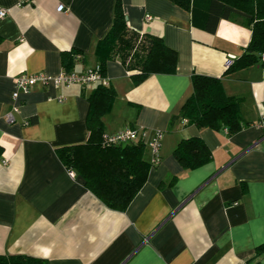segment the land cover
Segmentation results:
<instances>
[{"label":"crops","instance_id":"1","mask_svg":"<svg viewBox=\"0 0 264 264\" xmlns=\"http://www.w3.org/2000/svg\"><path fill=\"white\" fill-rule=\"evenodd\" d=\"M122 5L128 26L160 37L177 53V65L174 74H153L139 84L118 62L106 65L117 97L102 119L104 133L136 129L150 141L162 132L159 164L119 212L104 206L80 176L71 177L55 153L87 141L92 88L35 85L15 102L11 97L16 76L63 71V53H75V73L95 67L114 0H0V255L47 264H244L264 243V63L233 71L225 65L247 52L251 29L222 20L210 34L202 18L193 22L167 0ZM192 75L220 80L251 124L232 136L184 121L169 129L192 94ZM13 104L19 112L8 123ZM191 137L203 140L212 159L185 172L173 151ZM145 159H152L147 148ZM174 176L177 182L159 188ZM254 264H264V255Z\"/></svg>","mask_w":264,"mask_h":264},{"label":"trees","instance_id":"2","mask_svg":"<svg viewBox=\"0 0 264 264\" xmlns=\"http://www.w3.org/2000/svg\"><path fill=\"white\" fill-rule=\"evenodd\" d=\"M167 1L189 12L193 22L202 18L203 28L210 34L215 33L222 20L242 19V23L251 29L247 52L239 60L232 59L225 68L227 71L261 62V55H264V0H241L240 4L226 0ZM95 57L103 77H106L107 63L118 62L131 74L134 84L153 74L172 75L177 65V53L167 47L160 37L139 34L128 26L122 0H114L112 24L98 41ZM74 61V52L63 53L62 70L73 72ZM191 85L192 94L179 114L171 119L169 129L175 122L184 121L198 130H223L232 136L251 124L243 122L241 102L225 94L220 80L192 75ZM116 97L115 90L109 85L97 84L93 87L86 97L87 141L58 147L55 153L65 169L80 176L85 188L104 206L122 212L144 186L150 170L157 165L145 159L147 147L141 139L119 146L103 145L105 133L102 119L110 112ZM1 153L0 147V156ZM173 156L185 172L200 168L212 159L203 140L196 137L181 139ZM177 180L178 176H174L169 182L161 183L159 188L170 187ZM261 255H264V243L256 247L254 257L244 264L256 263ZM0 264H47V261L22 255H0Z\"/></svg>","mask_w":264,"mask_h":264},{"label":"built area","instance_id":"3","mask_svg":"<svg viewBox=\"0 0 264 264\" xmlns=\"http://www.w3.org/2000/svg\"><path fill=\"white\" fill-rule=\"evenodd\" d=\"M58 11H63L64 7L60 5L57 9ZM5 15V11H0V17ZM150 17H147L149 20ZM232 59H228L225 67H227ZM260 63H264V55H261ZM101 84L104 86L108 85V82L105 77H103L99 72V66L86 70L83 73H67L61 71L57 75H50L46 73H37V74H20L14 79V89L12 92V100L15 102L20 94H28L35 85L41 86H53L56 88L59 87H69L72 85H79L84 89H91L95 85ZM19 112V107L15 104L11 106V110L6 114L5 119L8 123H13L15 121L14 114ZM260 125L264 127V121L260 122ZM137 139H141L144 144H146L147 149L150 150L152 159L151 162L155 165L159 164V148L160 142L162 139V132H155L152 140L145 141L144 135L139 134L136 129H125L113 134H105L102 139V143L105 146H119L130 143L131 141H135ZM69 175L73 177L75 174L73 172H69Z\"/></svg>","mask_w":264,"mask_h":264},{"label":"rangeland","instance_id":"4","mask_svg":"<svg viewBox=\"0 0 264 264\" xmlns=\"http://www.w3.org/2000/svg\"><path fill=\"white\" fill-rule=\"evenodd\" d=\"M226 1H228V2H231V3H234V4H240V3H242V2H241V0H226ZM237 20H239V21H242V22H243V20H242V19H237Z\"/></svg>","mask_w":264,"mask_h":264}]
</instances>
